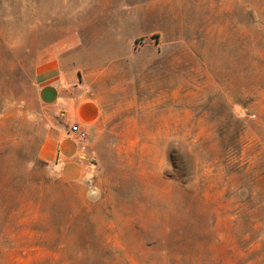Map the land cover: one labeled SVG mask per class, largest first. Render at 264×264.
<instances>
[{"label": "rangeland", "instance_id": "374dc122", "mask_svg": "<svg viewBox=\"0 0 264 264\" xmlns=\"http://www.w3.org/2000/svg\"><path fill=\"white\" fill-rule=\"evenodd\" d=\"M49 61L102 106L82 139L39 96ZM101 248L264 264V0H0V264Z\"/></svg>", "mask_w": 264, "mask_h": 264}, {"label": "crops", "instance_id": "0c3cea01", "mask_svg": "<svg viewBox=\"0 0 264 264\" xmlns=\"http://www.w3.org/2000/svg\"><path fill=\"white\" fill-rule=\"evenodd\" d=\"M38 74L43 81L39 90L42 102L61 112L66 122H73V124L78 125L81 129H88L99 120L102 111L100 102L83 98L78 101L73 96L75 93L77 95L75 91L77 88L67 86V78L59 63L49 61L47 65L41 68ZM70 136H72V133L63 134L54 144L53 148L43 149V152L48 151L47 160L51 161L55 159L57 154H59V159H61V157H71L76 153L77 145L70 140ZM61 173L70 179L78 175L76 171L73 172V170L67 169V167H63Z\"/></svg>", "mask_w": 264, "mask_h": 264}, {"label": "trees", "instance_id": "16d2710c", "mask_svg": "<svg viewBox=\"0 0 264 264\" xmlns=\"http://www.w3.org/2000/svg\"><path fill=\"white\" fill-rule=\"evenodd\" d=\"M76 257H79V261L83 264L85 261L90 260L93 264L94 260L97 258L100 260L101 264H111L114 262V259H110L109 255L104 252V249L92 250V251H83L81 253H76ZM70 253L62 252H50L46 258L38 259L34 264H64L70 260Z\"/></svg>", "mask_w": 264, "mask_h": 264}, {"label": "built area", "instance_id": "2783aa9c", "mask_svg": "<svg viewBox=\"0 0 264 264\" xmlns=\"http://www.w3.org/2000/svg\"><path fill=\"white\" fill-rule=\"evenodd\" d=\"M70 131L72 133H74L77 137L79 138H84L85 137V132L76 124H73L71 127H70Z\"/></svg>", "mask_w": 264, "mask_h": 264}]
</instances>
